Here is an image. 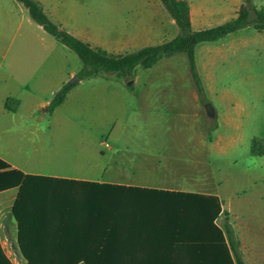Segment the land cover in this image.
I'll return each mask as SVG.
<instances>
[{
  "label": "rangeland",
  "instance_id": "obj_1",
  "mask_svg": "<svg viewBox=\"0 0 264 264\" xmlns=\"http://www.w3.org/2000/svg\"><path fill=\"white\" fill-rule=\"evenodd\" d=\"M254 4L262 8L264 0ZM45 6L55 12L62 29L108 54H126L178 34L159 0H61ZM0 13L17 30V45L35 46L31 53L19 50V60L50 55L66 71L82 68L80 59L35 24L21 3L0 0ZM9 38L3 34L2 45ZM41 45L54 47L42 52L36 47ZM197 62L214 118L208 117L187 56L180 53L151 69L137 67L129 82L106 74L77 82L68 102L53 115L44 106L52 99L44 82H33V93L20 84L6 88L2 97L10 94L21 105L16 113L0 108V147L10 156L24 155L29 137L46 135L47 126L65 136L70 152L79 151L93 163L105 162L97 153L100 141L116 149L140 141L180 144L179 150L192 159L195 177L200 175V188L221 198L225 213L218 223L234 229L242 260L264 264V156L251 154L253 141L264 140V32L248 27L202 45ZM129 83L135 92L127 90Z\"/></svg>",
  "mask_w": 264,
  "mask_h": 264
},
{
  "label": "trees",
  "instance_id": "obj_2",
  "mask_svg": "<svg viewBox=\"0 0 264 264\" xmlns=\"http://www.w3.org/2000/svg\"><path fill=\"white\" fill-rule=\"evenodd\" d=\"M16 1L35 24L80 59L82 68L76 73L79 82L102 74L129 82L137 67L151 69L164 58L184 53L191 81L205 104L208 98L198 69L197 48L248 27L264 32V7L258 8L253 0H243L235 18L201 30L193 28L186 1L159 0L178 34L159 44L113 55L62 29L36 0ZM76 85L65 83L55 93L46 108L49 115ZM127 90L135 92L131 84ZM19 104L7 98L4 108L14 113ZM251 154L264 156V140L253 141ZM15 188L20 189L14 206L18 240L28 264H245L232 226L227 224L223 229L217 224L224 213L217 196L24 175L0 159V192ZM41 221L62 224L55 233V243H41L35 231L38 229L26 226ZM71 223L88 225L83 229L88 233L84 242L74 243L68 238L73 230L66 225ZM1 257L3 264H11Z\"/></svg>",
  "mask_w": 264,
  "mask_h": 264
},
{
  "label": "crops",
  "instance_id": "obj_3",
  "mask_svg": "<svg viewBox=\"0 0 264 264\" xmlns=\"http://www.w3.org/2000/svg\"><path fill=\"white\" fill-rule=\"evenodd\" d=\"M36 1L42 6L51 20L59 26L55 18V12L53 10H47L45 4L57 5L61 0ZM182 1H186L190 7L191 22L195 30L215 27L235 18L243 5V0ZM54 8L58 9V7ZM170 20L173 26H175V22L172 19ZM3 34L10 36L9 44L7 45H2L1 43ZM237 34H239V32L227 38ZM16 42L17 30H12L10 19L3 18V15L0 13V108H4V103L7 98H12L20 102L18 98L12 97L10 94L3 97L1 95V91H6V88H11L13 85L20 84L24 91L33 93L32 83L35 81L44 82L53 98L55 93L67 83L69 79L76 76L77 70L66 71L65 67L60 65L58 60H51L49 58L51 57L50 55L43 56L39 60H28L27 58L19 60V50L24 53H31L33 49H35V46L28 42L17 45ZM207 44L215 43H205L202 45ZM36 47L40 48L42 52H49L54 46L41 45ZM20 56L27 57V55L24 56V54ZM7 57H9V61H7ZM81 82L82 81L79 83ZM77 86L68 93L65 102H68L72 92ZM48 104L44 106L46 107ZM20 105L21 102L17 107V111ZM5 111L8 112L7 110ZM45 132L46 135L44 134V136L35 137L30 135L29 143H31V145L28 150L23 151L24 155L19 154L18 157L10 156L4 150V147H0V159L8 163L12 169L19 170L24 175L219 197L217 194L206 192L200 188V175L195 177L192 159H187V153L183 150H179L180 144L140 141L136 143H125L116 149V147L111 144L100 141L102 148L97 150V153L100 159L105 162L93 163L88 159L82 158L79 151L76 153L70 152L64 139L65 136L58 134L57 132L59 131L56 127L47 126ZM19 192V188L0 192L1 264H3L2 255L11 264H28L19 245V224L14 215V206L18 200ZM222 207L225 213L223 203ZM220 218L217 220L218 225ZM26 226H28L29 229H38L35 231L40 235L39 238L41 243L50 245L55 243L53 242L55 240V233L62 224L58 222L41 221L38 223L29 222ZM87 226L88 225L80 223L66 225V227L73 230L72 236H68V238L70 237L73 239L74 243L84 242L85 235L88 233H86L87 231H83V229ZM46 254L47 257L51 256L50 252H46Z\"/></svg>",
  "mask_w": 264,
  "mask_h": 264
},
{
  "label": "water",
  "instance_id": "obj_4",
  "mask_svg": "<svg viewBox=\"0 0 264 264\" xmlns=\"http://www.w3.org/2000/svg\"><path fill=\"white\" fill-rule=\"evenodd\" d=\"M77 82H79V79L77 76H74L73 79L68 83V85H74ZM129 84H131V83H129ZM205 109H206V113H207L208 117H210V118L215 117L216 113H215V109L213 108L212 104H210V103L205 104Z\"/></svg>",
  "mask_w": 264,
  "mask_h": 264
}]
</instances>
